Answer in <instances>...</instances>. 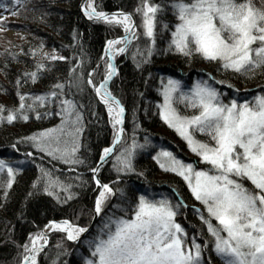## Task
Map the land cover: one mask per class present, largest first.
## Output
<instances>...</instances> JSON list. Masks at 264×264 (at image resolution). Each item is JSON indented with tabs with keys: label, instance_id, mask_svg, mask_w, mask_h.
<instances>
[{
	"label": "snow or ice",
	"instance_id": "snow-or-ice-1",
	"mask_svg": "<svg viewBox=\"0 0 264 264\" xmlns=\"http://www.w3.org/2000/svg\"><path fill=\"white\" fill-rule=\"evenodd\" d=\"M26 5L27 0H11L10 7L0 3V8L16 16ZM82 11L88 20L120 28L124 33L105 43L100 58L105 64L101 82L97 85L94 72L87 73V85L106 109L112 144L102 149L99 163L90 167L98 192L92 209L93 219L101 217L102 225L98 233L86 241L91 256L84 264H212V254L219 258L220 264H264V89L251 99L241 98L236 89L237 94L226 100L225 94L214 86L226 82L210 74L208 79L193 81L187 90L179 79H161L158 94L162 103L156 105L159 117L198 159L186 163L164 148L152 159L162 171L181 178L191 197L201 205L193 208L199 227L191 225V234L177 222L181 209L188 205L176 189H173L174 196L162 194L156 198L147 192L127 200L123 189L112 186L118 185L122 176L143 175L136 172L134 159L150 142L147 136L143 144L137 141L138 124H134L130 142L125 139L126 109L109 90V82L118 75L113 62L115 57L131 52V59L139 69L150 62L157 51L158 37L163 33L169 34L165 52L189 60L199 57L225 72L249 79L258 73L264 75V0H166V3L139 0L133 12L113 13L98 11L94 0H86ZM169 11L173 19L163 23L161 15ZM136 17H139L138 23ZM4 20L6 17L0 16V22ZM76 35L74 33V39ZM43 59L63 61L67 58L53 51L43 53ZM35 67L36 71L23 74L25 80L35 83L41 72L48 70L43 63ZM77 69H80L79 75ZM68 75L72 78L68 87L82 92L83 59ZM20 86L21 79H17L19 106L6 109L0 105V123L28 121L30 112H35L38 120L47 115H59L58 126L22 137L17 144H30L50 160L67 165L69 172H75L85 163L79 156L84 106L74 99H61L68 95L64 83H56L48 93L35 97L21 94ZM226 86L234 88L230 83ZM50 102H58L59 111L41 114L38 109L46 108ZM24 155L32 157L33 153ZM110 159L117 175L112 184L99 178L101 168ZM38 167L41 174L33 183V189L38 190L42 184L43 191L58 203H68L75 198L73 183H66L51 170ZM18 171L0 159V174L6 172L7 175L3 184L5 196ZM75 180L86 183L80 176ZM117 196L127 202L124 208L113 205L123 215L113 213L104 217L105 208ZM88 231L87 227L67 219L49 221L44 229L29 235L23 245L25 254L21 264H37L38 255L49 244L50 232L62 233L67 241L77 242ZM56 247L59 249L62 244L58 242ZM206 252L208 259H205Z\"/></svg>",
	"mask_w": 264,
	"mask_h": 264
},
{
	"label": "trees",
	"instance_id": "trees-1",
	"mask_svg": "<svg viewBox=\"0 0 264 264\" xmlns=\"http://www.w3.org/2000/svg\"><path fill=\"white\" fill-rule=\"evenodd\" d=\"M81 1L27 0L26 7L21 9L18 15L13 16L8 13L7 18L10 17L9 19L14 21L7 22V27L22 30L24 35H17L0 50V105L6 109L19 106L17 79H21L19 92L32 97L48 93L56 83H64L65 93L68 95L62 96L61 99H74L84 106L81 109L84 116V131L79 156L85 163L78 166L75 172H69L67 165L50 160L30 144H17L22 137L58 126L61 123L59 115H47L38 120L36 113L30 112L28 121L0 123V159L19 169L13 186L7 190V196L3 187L7 175L6 172L0 174V264H20L25 254L23 245L28 242L29 235L41 230L47 221L67 219L73 224L87 227L93 216L96 185L92 180L90 167L97 164L102 149L111 145L112 128L108 123L104 105L99 103L95 93L86 83L87 73L94 72L93 79L98 85L105 73V64L100 59L103 56L105 43L108 39L120 36L122 30L111 28L103 22L88 20L79 9ZM154 2L166 3V0H154ZM0 3L11 6V0H0ZM94 3L98 11L133 12L139 0H94ZM172 19L170 11L161 15L163 23H169ZM136 20L138 23L139 17H136ZM74 33L77 34L75 39ZM168 35L163 33L158 37L156 53L149 63L143 64L139 69L131 59V52L116 56L114 60L118 75L109 85L110 91L126 109L125 139L130 142L134 124L139 125V129L135 132L137 141L143 144L145 136L149 139V146L139 150L134 159L136 172L143 175L122 176L118 185L112 184V181L117 179V175L112 169L110 159L101 168L99 177L102 182L123 189L127 200L147 192L153 193L156 198L162 194L174 196L173 189H176L187 205L200 207L197 206V202L193 204V200L191 201L183 180L172 173L162 171L152 159L161 148L172 151L184 162L191 159L188 158V151L180 137L159 117L156 105L161 102V96L158 94L160 81L162 78L179 79L185 86L195 80L208 79L210 74L217 80L226 82L225 85H214L225 94L226 100L237 94L236 89H239L241 98L251 99L264 89V75L258 73L249 79L231 71L225 72L217 65L209 64L199 57L189 60L173 52H165ZM41 45H43L42 51H40ZM141 46H143L142 42ZM46 48L55 50L67 59L63 61L43 59ZM33 52L36 53L35 56ZM81 59H83L85 79L82 92L75 87H68L72 79L68 75L69 70ZM38 63L45 64L48 70L41 72L35 83L25 80L23 74L36 71L35 65ZM79 74L80 69H77V75ZM228 83L234 88H228L226 86ZM186 88L188 87L185 86ZM38 111L41 114L56 113L59 111L58 102H50L46 108L40 107ZM4 115H7V112ZM198 138L203 139L199 136ZM27 152H32L33 156L24 155ZM38 166L51 170L66 183H73L72 191L75 198L68 203H58L43 191L42 184L38 190L33 189V183L41 174ZM76 176H80L86 183L75 180ZM113 205L124 208L127 202L122 201L119 196L113 198L105 208L104 217L113 213L117 216L123 215V212L118 211ZM193 206L181 209V214L177 217V221L188 229L190 234L193 231L191 225L195 224L199 227ZM101 225L102 218L98 217L90 232L76 243L67 241L62 233L50 232L49 244L38 255L37 264H84L85 259L91 256L86 241L93 238L96 229ZM58 242L62 244L59 249L56 247ZM208 257L209 254L206 252L205 259ZM211 259L212 264H220L215 254H212Z\"/></svg>",
	"mask_w": 264,
	"mask_h": 264
},
{
	"label": "rangeland",
	"instance_id": "rangeland-1",
	"mask_svg": "<svg viewBox=\"0 0 264 264\" xmlns=\"http://www.w3.org/2000/svg\"><path fill=\"white\" fill-rule=\"evenodd\" d=\"M0 16H3L2 14H0ZM6 17V16H5ZM10 18V17H9ZM9 18H6V20H4V21H2V22H0V50L5 46V44H7V43H9L13 38H15L17 35H24V33H23V31L22 30H16V29H14V28H10V27H7V22H13L14 20L13 19H9ZM8 20V21H7ZM53 51H55V50H53V49H50V48H46V49H44V53H49V54H52L53 53ZM55 53L56 54H58L56 51H55ZM58 55H60V54H58ZM101 63V62H100ZM190 85H191V83L190 84H188V85H185V86H187V87H190ZM160 103H162V97H161V102ZM181 139V138H180ZM182 140V139H181ZM182 142L184 143V145H185V147H186V149H187V153H188V158H191V159H194L195 158V160H191L190 159V161H186V163H190V162H195L198 158L197 157H195L189 150H188V148H187V145L185 144V142L182 140ZM160 150V149H159ZM158 150V151H159ZM180 159V158H179ZM198 167H200L199 165H198ZM188 194H189V196H190V198H191V201L193 200V204H195L196 203V201L191 197V195H190V193H189V191L187 192ZM157 198H160V196H158ZM195 201V202H194ZM197 205H199L200 207H201V205L197 202L196 203ZM190 207V206H189ZM188 207V208H189ZM92 219H93V216H92ZM92 219H91V221H92ZM97 219H98V217H97ZM97 219H96V221H97ZM90 221V222H91ZM96 221L94 222V224L96 223ZM178 222V221H177ZM93 224V225H94ZM101 227V226H100ZM99 227V228H100ZM99 228H97L96 229V231H95V233H94V235H93V237L98 233V230H99ZM92 239V238H91Z\"/></svg>",
	"mask_w": 264,
	"mask_h": 264
},
{
	"label": "water",
	"instance_id": "water-1",
	"mask_svg": "<svg viewBox=\"0 0 264 264\" xmlns=\"http://www.w3.org/2000/svg\"><path fill=\"white\" fill-rule=\"evenodd\" d=\"M85 2H86V0H82L81 2H80V5H79V9H80V11L83 13V11H82V6L85 4ZM113 12H119V11H112V12H106V13H113ZM84 14V13H83ZM124 35V34H123ZM118 38V37H117ZM114 62V61H113ZM114 64H115V62H114ZM111 82V81H110ZM109 82V83H110ZM118 99V98H117ZM98 163H99V161H98ZM98 195V192L96 191V193H95V196H94V200H93V207H94V203H95V197ZM96 219H97V217H95L94 219H92V221L90 222V224H89V226L87 227L88 229H89V231L91 230V228H92V226H93V224H94V222L96 221ZM61 220H65V219H51V220H49V221H57V222H59V221H61ZM49 221H47L44 225H43V227L41 228V229H44V226L46 225V224H48L49 223ZM88 231V232H89ZM88 232H86V233H84V234H82V236H85Z\"/></svg>",
	"mask_w": 264,
	"mask_h": 264
}]
</instances>
